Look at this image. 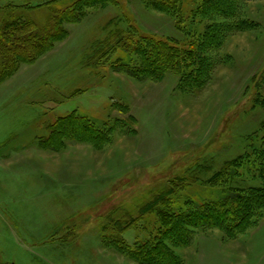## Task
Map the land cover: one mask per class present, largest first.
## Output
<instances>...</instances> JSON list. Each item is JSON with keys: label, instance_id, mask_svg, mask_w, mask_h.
Here are the masks:
<instances>
[{"label": "rangeland", "instance_id": "1", "mask_svg": "<svg viewBox=\"0 0 264 264\" xmlns=\"http://www.w3.org/2000/svg\"><path fill=\"white\" fill-rule=\"evenodd\" d=\"M53 2L0 0L4 22L58 7L62 33L0 72V264H264V0ZM109 24L159 67L123 48L96 66ZM224 198L243 211L211 222Z\"/></svg>", "mask_w": 264, "mask_h": 264}, {"label": "trees", "instance_id": "2", "mask_svg": "<svg viewBox=\"0 0 264 264\" xmlns=\"http://www.w3.org/2000/svg\"><path fill=\"white\" fill-rule=\"evenodd\" d=\"M59 1L60 0H54L53 3ZM181 1L182 0H153L154 3L158 2L160 4V7L163 5L167 7L168 10H172L174 12H178V9L180 7H176L180 4ZM204 2L208 3V0H204ZM210 7L212 8V6ZM71 9L73 10V6L71 7ZM34 13L35 12L31 9H26L24 13L11 10L6 13L9 14L7 16L9 20L6 22H4L5 18L0 15V72L3 69L16 64L19 58L31 54L33 49L39 47L38 45L44 42L47 38H58L62 34L60 32V27L57 26L58 18L61 15L58 7L48 8V17L46 21L43 22L42 26H38V23H36L34 19L32 20L28 18H34ZM112 26L113 24H109L107 26L108 35L106 36V38L100 41L96 40L90 45L87 56L90 57V60L95 61L96 66H100L103 63L107 62L108 59H106L105 57H108L111 53H115L116 48H123L125 58H127V62H125L124 59H120L119 63H132L130 51L139 53L144 52L145 55H147L145 57L147 59L149 70H155L159 67V63L161 62L160 58L164 57L163 54H157L152 47L147 48L150 46H147L146 44L142 48V50H140L139 45H137L135 40L129 38L131 36H128L127 38L121 37L118 27L116 26L112 28ZM154 42V45H158L160 48L168 50L167 45L161 44L158 41ZM169 51L174 52L175 50L170 48ZM174 53L177 58V53ZM172 58V55L168 57V59ZM118 60L119 59H117L116 61ZM259 82H264V72L262 73ZM189 179L190 182L196 181L194 180V177H188L187 179L185 177V180L183 178L182 182H188ZM166 190L162 189L161 191H149L145 196L134 199L133 204L130 207L121 208L113 214L115 216L111 215V221H113V225L121 228L125 225H129L135 222L138 218L143 219L144 214L147 213V211H149L150 209L158 208L160 204H164L167 202L170 192ZM220 201V208L222 210L219 207H217V209H220L221 213L216 211V208L213 209L211 211V213H213L209 217V219L212 220L211 222L219 220L221 221L222 219V221H226L225 218H227V216H238L241 211H243L240 207V204L242 203V199L240 198H237L236 200L224 198ZM158 210V220L151 222L152 227L157 223H164L168 219V209L160 207Z\"/></svg>", "mask_w": 264, "mask_h": 264}]
</instances>
